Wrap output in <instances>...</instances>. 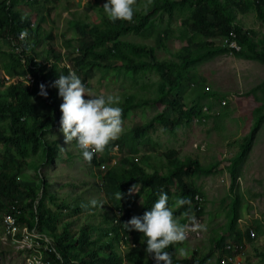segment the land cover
I'll return each instance as SVG.
<instances>
[{
  "label": "rangeland",
  "instance_id": "rangeland-1",
  "mask_svg": "<svg viewBox=\"0 0 264 264\" xmlns=\"http://www.w3.org/2000/svg\"><path fill=\"white\" fill-rule=\"evenodd\" d=\"M42 1L45 32L42 41L31 50L39 52L42 60L48 58L53 46L64 48L66 41L84 38V30L99 25L101 14L105 16V0H91L93 4L90 0ZM152 1L133 0L130 24L140 22L137 13L149 14L150 22L140 34L120 38L145 49L143 52L136 54L121 42L119 50L105 46L109 50L106 60H88L91 71L83 83L90 92L119 96V106L122 110L127 108L121 114V134L100 155L112 165L132 158L147 175L161 170L159 177L163 176L162 169L166 171L178 158L197 162L205 171L195 167L185 180L191 195L203 198V237L188 232L190 212L175 208L178 223L185 225L184 241L175 242L177 260L182 264H219L223 248L232 243L240 251L242 264H264V59L256 54V49L264 48V10L258 14L254 0H207L209 13L198 23L191 18L195 0H191L192 6L174 0L175 8L170 11L162 9L164 0H155L149 8L144 5ZM19 11L30 14V19L37 22L36 8L30 11L20 6ZM76 22L81 23L79 30L74 28ZM214 22L249 33L256 49H227ZM48 35L53 40L45 37ZM5 41L7 38L1 35V49L15 52L16 48ZM73 46L78 48L77 43ZM129 59L138 69L124 67L132 62ZM48 81L49 78L45 87ZM9 84L0 86V98ZM224 99L226 104L221 102ZM60 103L61 98L58 108L54 107L58 115ZM133 104L140 106L135 108ZM204 105L208 106L207 111ZM36 108H41L40 101L36 100ZM201 108L204 113L199 111ZM2 116L0 133L9 134ZM178 118L181 122L176 124ZM149 124L151 128L137 136L138 153L132 155L124 142L137 126ZM59 127L58 118L33 143H0V180L4 175L7 181L13 178L23 193L22 199H16L18 193L12 190L10 197L4 195L0 199V264H83V258L97 261L98 256L110 251L104 246L110 242L109 232L108 238L105 234L113 213L102 188L106 170L84 160L75 139L66 142ZM46 142L52 146L46 150L53 158L50 163L44 149ZM147 175L141 180V188L130 189L122 202L131 217L142 215L151 207L158 198L157 190L168 191L169 205L181 197L176 180L169 183L154 175V180L148 182ZM12 184L8 183L5 189ZM31 192L37 195L33 212L27 206L31 197L26 195ZM92 199L97 201L95 205L89 204ZM12 209L35 222V227L29 230L20 223L15 236L9 234L5 219ZM185 211L188 215H182ZM250 230L255 236L248 240L244 234ZM84 231L86 239H79ZM77 240L78 245L71 246ZM66 244V256L62 258L59 249L65 250ZM111 250L116 253L113 252V264H125L122 254L126 250L122 251L118 242L113 243Z\"/></svg>",
  "mask_w": 264,
  "mask_h": 264
},
{
  "label": "trees",
  "instance_id": "trees-1",
  "mask_svg": "<svg viewBox=\"0 0 264 264\" xmlns=\"http://www.w3.org/2000/svg\"><path fill=\"white\" fill-rule=\"evenodd\" d=\"M53 1L58 3L61 0H53ZM154 1L155 0H153L151 3L145 2L144 5H148L149 8L150 5H154ZM173 1H171L172 2L171 3L168 0H164L162 9L170 11L172 8H175L176 2ZM181 3H183L184 5L192 6L191 0H182ZM12 4L16 7L33 6L35 8L37 7L39 11L44 10L40 8L41 4L38 0H12ZM210 5H212L211 2ZM194 6H195L194 12L191 15L192 20L198 23L203 22V19H205V17L209 13L208 1L195 0ZM254 6L258 14L263 13L262 11L264 10V0H254ZM8 8L10 7L6 2L0 5V36L5 35V37L7 38V41H5V43H11L13 47L19 46V48L15 52H11V51L4 52V50L1 49V45H0V56H2V58H0V86L2 85L5 87V83L7 82L5 76H8L10 79L18 77L21 80L17 81L16 83L13 82L10 83L6 88V91L4 92L3 97L0 98V106L2 107V112H0V115L2 114L4 115L2 117L4 120L7 121L6 125L9 131V134L0 133V143L2 144L4 143L14 144V143L22 142V144L26 145L33 143L38 138H42L45 135L44 132L45 129L47 127L49 128L53 127L54 122L57 123V119L60 117V115H58L57 113L58 109L54 110V107L58 108L57 103L58 100L60 99V97L57 95V89L54 86H52V81L56 79L54 76H58L60 73L66 75L69 72V69H72V71H75L80 76L82 82L87 81L91 71L90 69L91 63H89L88 61L89 58L91 59V61L94 60L93 58H99V57L101 58L104 57V60H106L108 56L107 53H109V50L107 51L105 49L106 45H110L111 47H113V49H117L121 42L124 43L123 41H120V38L122 36L128 34L138 35L148 26L150 22L149 14L142 15V13H137V17L141 16L140 22L138 24H130L129 20L110 21L106 18V16L101 14L103 18L99 25L93 24L91 26V30L89 27H87L84 30L83 32L84 38L87 41L84 38H80L78 40H75L73 38L66 41L68 44L65 43L64 46L65 49L63 47L57 49L54 46L50 48V53L48 55V58L50 60H53V62L50 64V68H47L46 66L44 67L41 65L37 66L36 60L39 59L38 58L40 56L39 52L31 53V50H33V46H35L36 44L42 41V37L45 32L43 28L45 24L44 16L38 14L37 22L34 25L36 27L32 28L33 24L31 22L30 16L27 15L23 16L20 11H12ZM80 26L81 23L76 22L74 28L79 30ZM193 26L196 27V25ZM213 27L217 29L219 34H221L222 38L232 39L233 32L236 33L238 43L241 44L242 49L238 51L235 48L231 49L228 46H226L227 49L237 52H241L244 47L246 48V46H248L247 48L248 50L256 49L255 43H253L248 37L249 33L245 34L242 29L233 28L230 30L228 26L223 25L221 22H219L218 24L215 23ZM22 30L26 31L27 41L29 43H27V41L23 42L20 40V32ZM51 36L52 35H48L45 37L52 39ZM75 43L78 44L77 49H75L73 46ZM124 45L132 49V51L135 52L136 54H139L145 50L135 44L124 43ZM62 50H65V52L67 53L66 58L69 67L65 66L60 72L58 71V66L60 65L59 63L61 62L62 59ZM256 54H258L261 58L264 59L263 46L260 49H256ZM131 61L132 59H129V62ZM33 66L35 67L33 68ZM124 67L126 69H131V68L138 69L137 65H134L133 61L125 65ZM113 69H115V66H113ZM1 74H5V76L2 78ZM28 75L32 76V80H27ZM102 75L104 76V74ZM48 78L50 79V81H48L49 85L48 87H45L47 96L40 95L39 85L42 83L44 84V82L48 80ZM36 100L38 102L40 101L41 108H36ZM224 100L227 101L226 99ZM207 104L208 106L210 105L209 103ZM139 106L140 104H133L132 107L138 108ZM208 106L204 105V107H207L205 111L208 110ZM123 108L124 109L122 110L121 114L124 113L127 109L125 106ZM199 111L202 113L203 109L201 108L199 109ZM189 112L187 111V113ZM25 117L29 119L24 121ZM200 117L203 118L202 116ZM180 122L181 121L178 118L176 124L177 123L179 124ZM39 123L41 124V128ZM42 123H44V125ZM150 128H151L150 124L148 126L147 125L137 126L132 134V137H129L124 142L123 145L129 148V151L132 155L138 153V145L136 144V139L138 138L137 136H141L145 134L147 130H149ZM50 147H52L51 144L49 142H46L44 149H45V154H47L46 159L48 163H50L51 160L53 159L46 151V150H50L49 149ZM105 162L106 165L103 166ZM90 163L93 166H97L99 169L106 170L103 180L104 182L102 181V188L104 186V195L107 202L112 206L113 213H111L110 215L109 226L107 227V232L105 234V237L108 238V232H109V237L111 239L108 238L110 242L104 243V246L107 247L108 250L110 251L105 256L102 257L98 256L97 261L93 259L87 260L86 258H83L81 263L113 264L116 253L115 251L111 250V247L114 242H118L122 239L121 236V231H122L125 234V236H127L130 239L129 242H126L127 247H126V253L124 255L125 264H155L153 257H148L146 255L147 254V252H145L146 238L143 236V234L138 232L137 230H127L122 225L124 222H126L129 219V217H131L129 214V210L123 208L122 202L126 198L127 193L129 192L130 189L132 188L134 189L136 188V186L137 188H141L140 186L141 180L143 179V176L147 175L146 172L138 168L132 158H124L122 161L112 165L110 161L108 162L105 159L104 155L102 156L100 155V152L93 154ZM195 167L200 171H205L204 168L198 165L197 162L191 161V159L189 158L185 161L183 160L180 161V158H178L177 160H173V163L169 167H167L166 171L162 169L163 176L160 177L158 176L161 174L160 173L161 170H160V172H156L153 175H147V181L149 182L154 180V175L160 178V180L165 179L169 181V183L173 180H176L177 185L181 190V196H185L189 198L191 195V188L188 185L187 181L185 180V177L189 176V174L193 171V168ZM6 177L7 176L4 175L3 178L0 180V199L4 195H6V197H10L13 192L15 194L18 193L16 199H22L21 195L23 193L18 191L17 184H15L14 179L11 178L9 181H7V179H5ZM8 183H14V184H12V187H10L9 189H5ZM3 189L5 190L3 191ZM119 191L121 192L120 199H118L115 195V193ZM161 191L168 193L167 190L161 189V190H157L156 195H159ZM29 195L31 197V202H28L27 206L30 207L29 209L31 211V209L33 210V203L37 195L35 194V192H31V194L28 193V195L26 196L29 198ZM195 197L196 196L191 195V197L189 198L190 204H185L180 207L182 210L184 209L188 210L190 212L189 214L190 216H192V213L194 212ZM152 199H154V197H152ZM115 210H119L123 212L122 217L118 220V223H121L120 225L115 224V219L117 216ZM38 211L42 212L41 207H38ZM204 213L205 210L202 211L200 216H204ZM7 216H11L15 218L16 226H18L20 223L21 224L24 223V226H22L23 228L32 230L35 227V222L29 221L26 218L22 217L21 215H17L15 209H12L9 215ZM20 231L17 232V234L20 235L21 233ZM64 233L68 235L67 232ZM85 233L86 231L81 233L79 239L82 240L86 239ZM110 233H114V236L110 235ZM237 233L239 235V239H241L242 237L241 232L238 231ZM244 235H245L244 237L247 238L248 240L252 239L251 233L249 231L245 232ZM78 243L79 242L77 240L71 243L72 244L71 246L75 247L78 245ZM131 243L134 247H131L130 245ZM64 246H66L64 247L65 250L61 248L59 249V254L62 258H65L66 256L65 251L66 248H68L67 244ZM166 250L169 252L171 256L172 263L182 264V261L177 260L176 257L177 251L175 249V243L170 244ZM225 253H229V252L225 250ZM46 254H48V252H46ZM142 259L146 260V262L143 263L141 261ZM221 259L222 258L220 256L219 264H221ZM161 264H163V262H161ZM199 264H201V262Z\"/></svg>",
  "mask_w": 264,
  "mask_h": 264
},
{
  "label": "clouds",
  "instance_id": "clouds-1",
  "mask_svg": "<svg viewBox=\"0 0 264 264\" xmlns=\"http://www.w3.org/2000/svg\"><path fill=\"white\" fill-rule=\"evenodd\" d=\"M0 1V5L6 2L10 7L8 9L19 11L20 7L14 6L12 0ZM38 1L40 2V0ZM44 2L47 3V0L42 1V3ZM26 7L29 8L30 11L35 9L33 6ZM40 8L44 9L41 6ZM102 8L106 18L110 21L130 20L134 12L133 0H105ZM91 10L93 11L94 9L91 8ZM38 14L44 16L45 11H39ZM26 15L30 16L28 13L23 16ZM31 22L33 24L32 28H35L36 26L34 25L36 22H33L32 19ZM26 35V31L22 30L20 32V40L23 42L27 41ZM233 35L236 37V33L233 32ZM223 39L222 42L225 46L231 49L234 48L229 45L233 38ZM235 42L238 43L237 37L235 38ZM238 44L240 45V49H235L241 50L242 46L240 43ZM15 48L18 50L19 46ZM66 54L65 50H62V59L58 66V71L60 72L65 66L69 67ZM52 62L53 60L49 58H44V60L39 58L36 60L37 66L41 65L47 68H50ZM34 67L35 66H33V68ZM5 77L7 82L10 83H16L21 80L18 77L12 79L8 76ZM54 77L56 79L52 81V86L57 89V95L61 98V103L59 105L61 113L59 117V131L63 134V138L66 142L75 139L76 147L80 149L84 160L91 161L94 153L103 152L106 146L116 140L122 132V109L119 106L120 97L111 94L107 96L92 94L82 82L80 76L75 71H70V69L66 75L60 73L58 76ZM27 80H32V76L28 75ZM39 94L47 96L43 83L39 85ZM116 160L117 158L115 157L114 161ZM115 195L120 199L121 192L119 191L115 193ZM168 201V194L161 191L151 207L145 210L142 215H133L122 224L127 230H137L143 234L146 238L145 252L151 254L155 264H161V262H163V264H172L171 256L166 250L167 247L170 244L184 241L185 239V225L178 223L177 218L174 216V209L180 208L185 204H190V200L185 196H181L175 199L174 205H169ZM96 203L97 201L95 199L89 201L91 205H95ZM117 211L118 210H115L116 214ZM182 215H188V212L185 211ZM117 216L115 219L117 223L115 224L120 225L121 223H118V220L122 216ZM188 218L190 220L195 219L194 216H188ZM200 227L203 226L201 225ZM110 235L114 236V233H110ZM121 236L122 239L118 241V243L121 250L124 251L127 247L126 242H129L130 239L125 236L122 231ZM130 245L134 247L132 243ZM124 255L125 253L122 254L123 259Z\"/></svg>",
  "mask_w": 264,
  "mask_h": 264
},
{
  "label": "built area",
  "instance_id": "built-area-1",
  "mask_svg": "<svg viewBox=\"0 0 264 264\" xmlns=\"http://www.w3.org/2000/svg\"><path fill=\"white\" fill-rule=\"evenodd\" d=\"M233 40L229 43L231 47H234L236 49H240V45L235 42V35H232ZM223 103H226L227 101L223 100ZM207 109V107H205ZM203 201V198L201 195H197L195 198V203H194V212L192 213V216H194V220L190 221V224L187 226L188 227V232H192L194 234H198L199 236L202 235L203 237V231L201 230L204 223V218L203 216H200V214L203 211L202 206L200 205ZM117 215L120 217L123 215V212L117 211ZM6 225H8V232L12 236L15 235V230L17 228L16 223H15V218L11 216H7L5 219ZM117 223V220L115 221ZM251 236L254 237L255 233L250 230ZM225 250L228 251L229 253H225ZM224 252V253H223ZM221 264H242V260L240 261L239 259L241 258L240 251L237 246L233 244H228L223 248L222 254H221Z\"/></svg>",
  "mask_w": 264,
  "mask_h": 264
}]
</instances>
